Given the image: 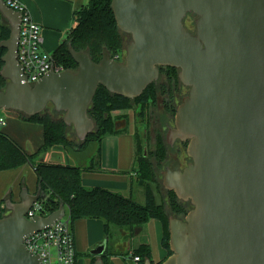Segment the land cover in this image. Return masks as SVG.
<instances>
[{
	"label": "water",
	"instance_id": "water-1",
	"mask_svg": "<svg viewBox=\"0 0 264 264\" xmlns=\"http://www.w3.org/2000/svg\"><path fill=\"white\" fill-rule=\"evenodd\" d=\"M112 10L119 30L131 37L124 61L105 48L95 63L71 47L76 72H55L52 64L31 85L18 60L21 15L0 0L11 28L0 43L6 50L1 76L8 82L0 110L32 117L52 105L84 144L96 129L88 111L100 87L134 100L159 80L161 68L179 70L189 94L177 107L167 143H187L191 161L184 169H165L162 186L192 210L184 219L169 218L172 255L162 264H264V0H112ZM189 15L196 17L194 31L185 24ZM126 127L125 119L115 123L116 131ZM98 146L66 152L81 168ZM149 186L162 206L158 185ZM42 199L40 189L30 194L24 188L19 203L7 200L0 264H42L25 239L66 217L62 205L29 220ZM108 247L106 240L91 252L94 264H105Z\"/></svg>",
	"mask_w": 264,
	"mask_h": 264
},
{
	"label": "trees",
	"instance_id": "trees-1",
	"mask_svg": "<svg viewBox=\"0 0 264 264\" xmlns=\"http://www.w3.org/2000/svg\"><path fill=\"white\" fill-rule=\"evenodd\" d=\"M75 27L71 29L68 37L54 51L52 57L59 68L64 71L76 72L78 65L72 58L69 50L86 52L95 63H100L103 51L106 48L112 59L122 62L123 53L129 44L131 37L121 32L117 26L112 10V0H89V3L75 12ZM194 28L195 19L193 15ZM186 19V21H187ZM185 21V24H186ZM188 28V27H187ZM195 30V29H194ZM11 28L8 22L0 14V43L8 40ZM6 50L0 48V92L7 87V80L1 76L4 67L3 57ZM179 70L165 67L161 68L160 79L149 86L142 96L134 100L111 94L105 88L100 87L89 108L88 115L95 122V132L90 135L84 144L70 137L71 129L66 126L55 110L48 108L41 114L28 117L19 112H12L20 119L31 124L43 127L44 143L35 153L27 152L13 138L0 129V172L20 169L24 166L33 168L37 176V187L45 195L39 203L42 205V215L47 216L57 211L64 205L69 211V221L72 225L78 220H101L104 223L105 237L109 243L114 239L113 230H125L128 238L135 235L136 230L142 228L149 221L159 220L163 226L162 245L167 250V258L172 255L170 250L169 214L165 207L168 206L170 215L175 218L185 217L191 210L190 203H185L176 197L173 192L165 191L166 201L162 193L160 173L165 169L167 160V145L161 132L156 133V151L144 156V146L141 144L138 134L135 136V162L133 173L136 174L138 185L145 189L146 204L138 203L134 197H126L120 193L110 191L102 187L87 188L83 184L85 174H99L101 169V148L103 140L109 136H116L122 132L115 130V122L121 116L119 112L136 110L141 106L144 110L147 106H155L158 97L163 99L167 112L175 117L177 106L181 101L182 84L178 77ZM122 118H124L122 116ZM75 136V132H73ZM76 137V136H75ZM77 139V138H76ZM91 142L98 143L97 157L84 167L76 164H63L47 162L44 155L57 147L66 150L71 147L76 150H84ZM149 183H156L162 197V206L157 207ZM10 198V197H9ZM8 198V199H9ZM8 199L0 202L4 205L0 218L7 214L5 207ZM114 247L108 248L104 261L108 264L110 257L114 256ZM130 256L139 258L138 264H145L150 260L153 264L152 252L149 245H140L130 252ZM93 264L96 261L92 257Z\"/></svg>",
	"mask_w": 264,
	"mask_h": 264
},
{
	"label": "crops",
	"instance_id": "crops-1",
	"mask_svg": "<svg viewBox=\"0 0 264 264\" xmlns=\"http://www.w3.org/2000/svg\"><path fill=\"white\" fill-rule=\"evenodd\" d=\"M23 2L32 19L42 28V49L48 54H53L61 43L66 40L71 29L75 27V12L86 6L89 0H23ZM131 112L123 113L125 117L122 120L127 121V127L119 131L122 132L120 133L121 136L120 134L109 136L103 140L101 152V169L103 172L85 174L83 176L85 187H102L126 197H134V182L138 183L136 174H122L127 173L135 162L137 125L135 118L130 114ZM5 113V117H0L6 122L1 131L7 133L27 152H37L44 143L43 127L23 121L15 113ZM130 118H132L134 128L132 134L127 135L125 130L128 128ZM123 133L126 135H122ZM141 139L146 140V135L141 134ZM60 148H54L45 154L44 160L75 165L76 162L66 150ZM24 188L30 194H36L38 191L37 176L32 167L24 166L17 170L0 172V202L10 197L8 200L19 203L20 194ZM146 201L147 197L144 193L143 203L140 204H146ZM66 218H69L67 208ZM119 231H121L123 239L118 240V237L114 235V239L109 243L110 248L114 247V256L110 257L108 264H122L121 260L124 257L133 262L130 252L134 247L137 248L143 244L150 246L155 263L162 262L167 258V250L162 245L163 226L159 220L149 221L142 228L136 230L135 235L131 238H128L129 233L125 230ZM72 232L75 239L77 264H93L91 252L107 240L103 221L78 220L72 225ZM141 237L142 239L138 245L134 246ZM133 264L135 263L133 262Z\"/></svg>",
	"mask_w": 264,
	"mask_h": 264
},
{
	"label": "built area",
	"instance_id": "built-area-1",
	"mask_svg": "<svg viewBox=\"0 0 264 264\" xmlns=\"http://www.w3.org/2000/svg\"><path fill=\"white\" fill-rule=\"evenodd\" d=\"M3 1L9 8L19 13L22 18L18 60L24 68L28 82L34 85L50 71L52 64L55 72L64 71L56 65L52 54H48L42 49V28L32 19L23 0ZM5 124V120L0 118V129ZM3 208L4 205H0V215ZM42 209V205L39 202L36 203L29 211L27 218L31 220L36 216H43ZM25 245L34 255H39L42 264H77L75 239L69 218L65 217L52 228L27 237ZM132 260L135 264L140 261L139 258H132Z\"/></svg>",
	"mask_w": 264,
	"mask_h": 264
},
{
	"label": "rangeland",
	"instance_id": "rangeland-1",
	"mask_svg": "<svg viewBox=\"0 0 264 264\" xmlns=\"http://www.w3.org/2000/svg\"><path fill=\"white\" fill-rule=\"evenodd\" d=\"M192 19L193 18H190V17L187 19L186 26L188 27V29L194 31V29H195L194 28V25H193L194 20H192ZM125 56H126V51L123 53V60L122 61L125 60ZM188 94H189V90L187 88H185V87L182 86L181 87V101ZM181 101H179L178 106L180 105ZM48 109L50 111H52V110H54V107L52 105H49L48 106ZM130 111H132V110H130ZM5 112L6 111L0 110V117L1 116H4L5 117L6 116V113ZM133 112L130 113L132 116H133ZM156 112H157V115L156 116L162 118V115H160V110L158 109ZM167 116L168 117H166V119L164 121L162 119H161V121H159V120L156 119L155 122H156V126H157V129H158L159 132L165 133L166 130H169L170 128H173L174 127V117L173 116H170V115H167ZM60 117L63 118V114L60 115ZM129 120H130V122H129L128 128H127V130H125V133L127 135L128 134H132V131H133V128H134V124L132 122V118H130ZM163 127H165V129ZM70 129H71L70 130L71 131L70 137H72L75 141H77L76 137L73 135L74 129L73 128H70ZM126 134L123 133L122 135L125 136ZM120 136H121V134H120ZM60 149L62 150V148H60ZM170 159H172V162L170 163L172 165V167L180 166L179 168H181V169L186 168L187 165H188V163L190 162V160H189V158L187 156V146H184L183 144H180V143L177 144L174 147V149L172 150V152H170ZM176 159L179 160V163H178V161ZM170 164H168V162H167L166 165H165V167L168 166V165H170ZM133 166L130 168V170H128L127 173H122V174L123 175L124 174L125 175L132 174L133 173ZM161 174H162V172L160 173V175ZM160 182L162 184V179L161 178H160ZM134 184H135V186H134L135 187L134 188L135 189V191H134V199L137 202H139V203H143L145 189L141 188L138 185L137 182H134ZM165 191L166 190L164 188H162V193L164 195V200L166 201L167 198H166V195H165ZM165 210H166L167 214H169L170 217H173L172 215H170V210H169L168 206L165 207ZM177 219H184V218L183 217H180V218H177ZM113 234L116 235V237H118L117 238L118 240L119 239H123V237L121 236L122 235L121 231H119V230H113ZM141 239H142V237L136 241V243L134 244V246H137L138 243L141 241ZM133 249H135V247ZM121 263L122 264H133V262L130 259H128L127 257L122 258Z\"/></svg>",
	"mask_w": 264,
	"mask_h": 264
},
{
	"label": "flooded vegetation",
	"instance_id": "flooded-vegetation-1",
	"mask_svg": "<svg viewBox=\"0 0 264 264\" xmlns=\"http://www.w3.org/2000/svg\"><path fill=\"white\" fill-rule=\"evenodd\" d=\"M160 75H161V71H160ZM160 79V78H159ZM184 87V86H183ZM158 103L155 104V106H147L144 110L141 108V106H139V108H137L136 110H132L133 112V116L135 118V121H136V134H138L139 136V139H140V142L142 144V139H141V134H145L146 135V140H145V149H144V156H148V153H152L154 151H156V145H157V138H156V133L158 131L157 129V126H156V119L161 121V119L164 121L166 119V117H168L167 115H170L167 110L165 109L164 107V104H163V99L158 97ZM160 110V115H162V118L160 117H157V110ZM128 112V111H127ZM124 112H119V113H116L115 115L117 116H121L120 118H118L116 120V122L118 121H121L123 117H125V114H123ZM171 116V115H170ZM115 122V123H116ZM121 126V125H120ZM165 129V127H163ZM167 132L168 130H166L165 133H162V135L164 136V140H165V143L167 145V160L165 162V164L168 162V164H170L172 162V159H170V152H172V150L174 149V147L177 145V144H183L184 146H187V143H182L180 141H177L175 142L174 145H169L167 143ZM136 136V135H135ZM91 143H96V142H91ZM153 143V144H152ZM88 147V146H87ZM87 147L84 149L86 150ZM76 150L78 151H84V150H81L79 148H76ZM98 151V149H97ZM97 151L95 153V155L93 156V158L97 157ZM170 151V152H169ZM101 152H102V148H101ZM177 160V159H176ZM190 160V159H189ZM178 163H179V160H177ZM191 161V160H190ZM91 161L88 162V164L90 163ZM87 164V165H88ZM77 165V163H76ZM86 165V166H87ZM180 166H177V167H172V165H168L165 167V169L167 168H170V169H181L179 168ZM163 172V171H162ZM161 179L163 180V176L161 174Z\"/></svg>",
	"mask_w": 264,
	"mask_h": 264
}]
</instances>
